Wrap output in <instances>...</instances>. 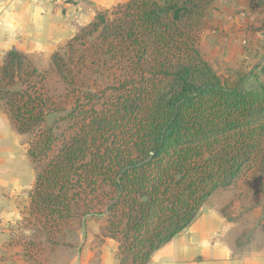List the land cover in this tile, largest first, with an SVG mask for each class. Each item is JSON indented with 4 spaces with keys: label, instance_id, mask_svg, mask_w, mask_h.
<instances>
[{
    "label": "trees",
    "instance_id": "trees-1",
    "mask_svg": "<svg viewBox=\"0 0 264 264\" xmlns=\"http://www.w3.org/2000/svg\"><path fill=\"white\" fill-rule=\"evenodd\" d=\"M214 3L129 0L97 14L80 44L91 63L117 70L119 79L108 94L78 93L68 109L24 56L6 55L0 102L18 134H33L28 215L47 242L74 222L103 216L101 235L115 242L116 264H147L213 193L264 169V82L248 88L245 76L223 78L198 49ZM258 29L264 39V20ZM74 58L51 56L68 87ZM52 114L54 124L42 129Z\"/></svg>",
    "mask_w": 264,
    "mask_h": 264
},
{
    "label": "crops",
    "instance_id": "crops-1",
    "mask_svg": "<svg viewBox=\"0 0 264 264\" xmlns=\"http://www.w3.org/2000/svg\"><path fill=\"white\" fill-rule=\"evenodd\" d=\"M128 1L0 0V67L12 50L34 64L48 60L100 11ZM217 1L222 8L216 11L219 26L212 25L217 20L208 25L213 32L235 27L240 4L254 15L264 13V6H250L249 0H215L214 6ZM249 20L246 23L251 25L253 20ZM4 109L0 102V264H35L13 240L10 223L27 211L36 173ZM235 182L213 193L195 219L156 250L147 264H264V175L240 185ZM88 250L86 246L81 250L80 264L94 260L103 264L100 257L89 256ZM63 264H75L73 254Z\"/></svg>",
    "mask_w": 264,
    "mask_h": 264
},
{
    "label": "rangeland",
    "instance_id": "rangeland-1",
    "mask_svg": "<svg viewBox=\"0 0 264 264\" xmlns=\"http://www.w3.org/2000/svg\"><path fill=\"white\" fill-rule=\"evenodd\" d=\"M218 2L213 6L215 12L210 13L200 27L198 49L216 74L231 80L245 76L247 79L245 86L248 88L256 87L257 82H264V72H262L264 67V39L261 37L260 29H258L260 22L264 20V13L254 15V12H251L247 6L240 4L236 13L240 20L235 24V27L222 28L221 32L215 29L216 31L213 32V29H208V25L214 20L217 22L212 25H218L220 14L216 11L222 8ZM248 3L250 6H264V0H249ZM110 9L100 11L98 14L110 11ZM249 17L253 20H251V25L246 23L250 21ZM87 26L84 25L74 33L72 38L78 37L79 43L78 41L72 42L74 49H70V53L67 44L71 39L54 52L60 55L66 54V56L73 53L75 55L72 64H70L69 80L71 84L69 87L54 70L51 57L48 60L39 59V62L35 64L29 62L25 57L26 61L37 69L43 77V85L47 94L53 98L58 106L66 109L73 104L75 95L78 93L90 92L99 96L108 94L110 89L116 86L115 82L119 79L117 70L96 62L91 63L92 56H88V53L82 49V44H80L82 40L79 37L82 34L81 30ZM85 55L86 58L84 59L87 62L82 68L80 61L83 59L81 57ZM4 108L7 110L5 105ZM56 119L57 114L48 116L41 128L45 129L52 126ZM32 138L33 134L19 136L20 146H23L25 151L28 150V143ZM33 166L36 173L37 166L35 164ZM263 175L264 169L256 167L249 172H244L235 183L240 185L250 178ZM105 225L106 219L103 216L87 217L83 224L74 222L64 235L57 237L58 242L49 243L45 233L36 224L34 218L28 215L27 209L19 220L10 223V229L13 240L16 244L22 245L26 258L35 264H63L64 258L69 260V256L72 254L75 264H80L81 250L85 246L89 249V256H94L96 259L100 257V262L102 261L103 264H116L115 242L103 238L101 235ZM93 264H96V260Z\"/></svg>",
    "mask_w": 264,
    "mask_h": 264
},
{
    "label": "built area",
    "instance_id": "built-area-1",
    "mask_svg": "<svg viewBox=\"0 0 264 264\" xmlns=\"http://www.w3.org/2000/svg\"><path fill=\"white\" fill-rule=\"evenodd\" d=\"M57 2H60V3H65L66 0H56Z\"/></svg>",
    "mask_w": 264,
    "mask_h": 264
}]
</instances>
